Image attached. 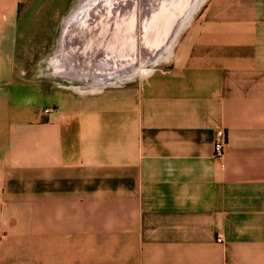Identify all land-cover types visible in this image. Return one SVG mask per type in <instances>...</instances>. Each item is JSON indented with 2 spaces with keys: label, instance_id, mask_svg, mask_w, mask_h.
I'll list each match as a JSON object with an SVG mask.
<instances>
[{
  "label": "crops",
  "instance_id": "0c3cea01",
  "mask_svg": "<svg viewBox=\"0 0 264 264\" xmlns=\"http://www.w3.org/2000/svg\"><path fill=\"white\" fill-rule=\"evenodd\" d=\"M163 1L0 0V264H264V0Z\"/></svg>",
  "mask_w": 264,
  "mask_h": 264
},
{
  "label": "rangeland",
  "instance_id": "374dc122",
  "mask_svg": "<svg viewBox=\"0 0 264 264\" xmlns=\"http://www.w3.org/2000/svg\"><path fill=\"white\" fill-rule=\"evenodd\" d=\"M111 1H113L114 3L117 2V7L116 8H119L121 6V4L126 3L125 5H122L124 7V9H122L121 7L119 9H115V12L117 13V16H119L118 21H124L125 18L128 17V15H129V18H131V16H132L134 22L135 21L137 23L139 22V24H141L142 21H145V22L151 21V26L150 27H152V25H153L152 21L153 22H157V21L163 22L166 19V15L165 14L164 15H160V14L159 15H155L154 14L153 15V14L150 13V12H152L155 9L156 6L164 5V1L163 0H111ZM90 2H91V0H85L86 6H88L90 4ZM103 2L104 3L107 2L106 4H109L110 0H101L102 4H103ZM194 2H197V1L196 0H183L182 5H183L184 8H183V14H182L181 18L186 19V20L189 19V17L191 15L188 14L189 17L187 19V13L190 10L191 4H194ZM131 3H133V5ZM165 3H166V0H165ZM202 3H201V0H198V3L195 6V9L193 10V12L196 11L198 6L199 5L201 6ZM166 6H168V5L166 4ZM108 10L105 9V10H103V12H106ZM148 11H149V13H147ZM159 11H161V9ZM116 13H115V15H116ZM150 14H151V17H148ZM148 18H150L151 20H148ZM140 26L142 27V24ZM150 32L153 33V31H150V30L148 31V34L146 35L148 39L151 37V33ZM167 32H169V31H167ZM155 33H157V31ZM135 37H136V40L139 38V42L140 43L144 42L143 41L144 35L142 34L141 29H137V33H135ZM150 45H151L152 48H150L149 54H150V56H152L151 57L152 60L149 61V63L145 64L144 67L142 68L143 69V72H142L143 74L147 73L148 69L154 68V67L158 66V64L160 63L159 59H156V57H153V56H155L154 53H156V50H158L157 46L156 45H152V43H150ZM46 48H47L46 46H38V47L36 46L35 51L33 53H29L32 58H30V56H29V59H31V60L28 59L29 61L26 62V64H29L30 61H31V65H30L31 68H38L37 70L39 71V73L37 72L38 76L33 77L32 80L39 81V82H41L42 84H45V85L46 84H48V85H51V84L56 85L55 83H57V82L59 84H66V83H68L67 81H69L71 84H76V83L78 84V82H77L78 79H72V78H70V79H67V78L62 79V78H58V77L53 75V73H54L53 69L54 68H51L49 66L46 68V65H49V63H52V61L49 62V63L47 62V58H51V55H49V50L47 51ZM141 49L144 52H146L148 50L147 48L146 49L141 48ZM53 61H54V63L57 64V60L54 59ZM137 65L140 68L141 64H137ZM42 73L45 76L44 75L40 76ZM105 80H108V78L105 79ZM110 81H112V80H110ZM89 84H93V83L92 82L90 83V81H89Z\"/></svg>",
  "mask_w": 264,
  "mask_h": 264
},
{
  "label": "bare ground",
  "instance_id": "6f19581e",
  "mask_svg": "<svg viewBox=\"0 0 264 264\" xmlns=\"http://www.w3.org/2000/svg\"><path fill=\"white\" fill-rule=\"evenodd\" d=\"M111 1V0H110ZM197 2H194V4H191V6H190V10L188 11V14L190 15L191 14V12L195 9V6L197 5V3H198V0H196ZM111 3H113V1H111L110 2V8H109V10L108 11H106V12H103V10H105L106 8H107V6H105L106 4L103 2V4H101V6H102V16H101V18H102V20L103 19H108V20H110V19H112V18H115V8L113 7L114 5L113 4H111ZM122 5H125V3H123V4H121V8L122 9H124V7L122 6ZM117 9H119V8H117ZM187 14V19H188V17H189V15ZM115 15V16H114ZM117 17H119V16H117ZM121 18V17H120ZM186 20V19H185ZM185 20H183V21H185Z\"/></svg>",
  "mask_w": 264,
  "mask_h": 264
},
{
  "label": "built area",
  "instance_id": "2783aa9c",
  "mask_svg": "<svg viewBox=\"0 0 264 264\" xmlns=\"http://www.w3.org/2000/svg\"><path fill=\"white\" fill-rule=\"evenodd\" d=\"M44 111L45 112H50V111H52V109L51 108H46V109H44ZM218 134H219L220 138L217 139L215 141V143H214V153H215L216 156L221 155L222 149H223V141L221 139V137L223 136V131L219 130Z\"/></svg>",
  "mask_w": 264,
  "mask_h": 264
},
{
  "label": "water",
  "instance_id": "95a60500",
  "mask_svg": "<svg viewBox=\"0 0 264 264\" xmlns=\"http://www.w3.org/2000/svg\"><path fill=\"white\" fill-rule=\"evenodd\" d=\"M135 23H136V21H135ZM135 26H136V24H135Z\"/></svg>",
  "mask_w": 264,
  "mask_h": 264
},
{
  "label": "flooded vegetation",
  "instance_id": "af4514ba",
  "mask_svg": "<svg viewBox=\"0 0 264 264\" xmlns=\"http://www.w3.org/2000/svg\"><path fill=\"white\" fill-rule=\"evenodd\" d=\"M120 8V7H119Z\"/></svg>",
  "mask_w": 264,
  "mask_h": 264
}]
</instances>
